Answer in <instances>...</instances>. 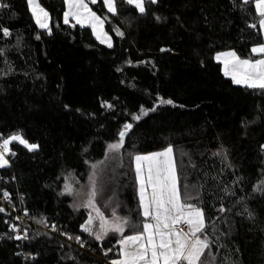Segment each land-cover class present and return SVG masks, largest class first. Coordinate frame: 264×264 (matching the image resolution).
<instances>
[{"label":"trees","instance_id":"trees-1","mask_svg":"<svg viewBox=\"0 0 264 264\" xmlns=\"http://www.w3.org/2000/svg\"><path fill=\"white\" fill-rule=\"evenodd\" d=\"M3 2L11 8L0 11V26L10 28L12 37L0 38V47L7 49L13 72L0 76V132L23 130L26 138L40 145L34 153L15 146L17 156L10 157L11 166L0 168V189L12 194L16 208L21 211L27 208V217H46L49 224L54 222L63 231L88 240L87 234L79 230L87 211H74L70 207L73 198L59 195L64 176L72 173L79 181L76 187L85 185L88 166L84 160L94 163L104 159L106 144L115 139V133L126 120L130 121L126 114H139L141 105L150 108L159 95L172 99L174 105H162L142 118L126 138L122 167H116L113 187L118 190L122 206L119 214L136 218L138 197L134 166L128 156L131 146L135 144L137 151L148 152L171 144L181 180L187 176L191 183L207 182L203 189V206L209 233L212 227L218 230L216 235L228 231V225L222 223L224 214L218 215L215 211L220 201L209 193L223 196L217 190V183L222 182L221 187H234L233 181L242 177L239 188L244 191H238V195H244L251 191L264 169V152L259 148L264 143V112L261 111L264 95L259 90L232 84L214 59L216 51L228 49L247 57L251 44L258 42V37L248 35L253 30L245 28L242 13L233 10L229 0H161L155 9L157 14L167 18L192 12L196 20L194 30L200 51L186 60V68L194 80L196 102L184 104L179 101L175 84L158 69L155 57L143 55L140 48L147 43L153 26L167 19L157 23L149 15L129 23L124 19L127 13L121 6L120 17H111L105 24V31L113 38L114 47L109 49L95 39L90 28L63 24V0H39L50 13L51 36L35 25L26 0ZM90 7L98 15L106 14V10H100V0ZM247 19L252 22L251 17ZM112 27H119L125 36H116L110 31ZM37 34L41 35L40 40L35 39ZM129 60L131 65L127 63ZM0 69H6L3 58H0ZM102 101L112 103L114 108H101ZM257 117L255 124L247 129L242 127V120ZM84 149L88 150L87 155ZM223 150L228 157L225 163H221L222 156L213 155ZM227 162L233 167H225ZM104 180L107 182L108 178ZM110 194L106 192L100 198L107 203ZM19 197L24 198L23 205ZM233 200L225 197L223 202L231 207ZM0 206L3 205L0 203ZM249 207L255 214L254 220L247 219L246 214L235 215L237 209L227 214L231 235L221 238L226 247L218 253L220 260L227 256L236 264H264V199L250 201ZM9 213L15 216L7 208L5 213H0V264H72L62 259L69 254L78 257L81 264H101L104 260L97 245H92L96 248L93 254L81 249L74 240L51 232L50 228L44 229L33 220L25 225L30 236L35 230L49 235L37 237L31 243L8 239L5 234L9 233V227L5 220L19 224L10 219ZM18 252L38 253V257L33 262L16 255Z\"/></svg>","mask_w":264,"mask_h":264},{"label":"snow or ice","instance_id":"snow-or-ice-1","mask_svg":"<svg viewBox=\"0 0 264 264\" xmlns=\"http://www.w3.org/2000/svg\"><path fill=\"white\" fill-rule=\"evenodd\" d=\"M233 10H239L244 18L245 28L253 30L248 33L250 36L258 37V42L252 43L248 56L244 57L238 54L235 49L225 51H216L215 61L221 64L222 73L225 77L231 79L234 85L243 86L247 89L259 90L264 95V0H229ZM65 10L63 11L62 20L64 25L75 28L79 25L81 28H90L92 35L100 44L106 45L112 49L113 38L109 31H105V24L110 22L111 17H120L121 6L127 13L124 19L131 23L137 17H147L151 15L157 23L163 22L167 17H162L155 10L160 6L161 0H100V10H106V14L98 15L90 5H97L98 0H63ZM27 8L34 20L35 25L43 33L51 36L53 30L51 27V16L39 0H26ZM11 5L0 0V11L10 9ZM133 12L135 15H133ZM251 17L252 22H248ZM179 22L180 18H176ZM57 27H59L57 25ZM110 31L116 36L123 38L125 32L119 27H112ZM244 32V29H241ZM12 31L8 27L0 26V38L10 39ZM19 37L17 40L19 42ZM36 40L41 39V35L35 36ZM171 51L170 49H161ZM7 49L0 47V58L6 69H0V76L12 74L13 67L7 59ZM132 64V61H127ZM139 63H147L139 61ZM121 71V69H117ZM123 83V81H122ZM174 105L172 99H165L157 95L150 108L144 105L139 107V114L127 113L130 121H125L115 133V139L108 142L105 146L104 159L94 163H89L87 159L84 164L88 166L87 183L80 185L75 180L72 173L64 176V184L59 195L72 197L73 203L70 207L74 211L80 209L87 210V217L79 224L81 233H86L88 240L82 239L81 235H73L63 231L56 223L49 224L46 217H30L36 224L44 229L50 228L51 232H59L60 235L66 236L69 240H74L81 249L95 254L96 248L104 257L101 264H236V261L225 256L223 260L218 258V253L226 245L221 242V238H228L231 235V223L227 214L245 216L249 220L255 219V214L249 207V202L257 198L264 199V169L260 172V179L252 185L251 191L245 192L244 195H238V191H244L239 188L242 177H237L233 181L234 187L217 183V190L222 192L223 196H215L214 193L209 195L220 201V205L215 209L217 214H224L222 223L228 225V231L220 232L216 235L217 229L212 227L209 233V222L206 216L203 199V189L206 185L200 183H191L187 176L181 180L178 174L177 163L174 157V149L171 144L157 151L139 152L136 145L131 146L128 152L129 159L134 166V178L138 205L136 218L131 216H121L119 210H122L121 202L118 197L117 188L113 187L116 180V167H122L123 153L125 151L126 138L133 133L136 126L143 117L148 116L150 112H155L162 105ZM67 108L68 106L65 105ZM101 108L113 109L114 105L108 101L100 103ZM181 107H183L181 105ZM79 111V110H77ZM264 112V109L261 110ZM256 119L242 120L241 125L245 129L249 125L255 124ZM103 127V125H102ZM15 146H20L29 153L39 150L40 145L31 142L26 138L23 130H16L5 134L0 132V168L11 166L10 157H16ZM261 152H264V144L259 145ZM88 150L84 149L85 155ZM183 155V154H182ZM214 156L221 157V163L228 161L226 150L213 153ZM111 161V163H109ZM195 168V164H192ZM225 167L232 168L230 162ZM223 169H221V172ZM126 175V173H122ZM206 175V174H205ZM104 177L108 178L106 182ZM212 179H216L213 177ZM111 192L107 196V204L111 206V216H106L98 206V198L106 192ZM2 199L13 212L18 211L12 200V194L7 189H0ZM225 197L234 198L232 206L228 207L223 202ZM20 203H25L23 197H19ZM214 207V205H213ZM242 209V210H240ZM23 215L28 216L27 208H23ZM6 208L0 206V213H5ZM12 220L19 221V215L12 216ZM8 224V239L16 241H28L31 243L40 236H48L49 233L35 230L33 235H29L27 227H21L17 223ZM130 233V234H126ZM106 243H111V247H105ZM63 248L64 245H61ZM70 247V245H69ZM239 252V249H235ZM114 253V256H110ZM23 255L26 260L35 262L38 253H16ZM62 259H68L72 264H81L76 256L69 254Z\"/></svg>","mask_w":264,"mask_h":264},{"label":"rangeland","instance_id":"rangeland-1","mask_svg":"<svg viewBox=\"0 0 264 264\" xmlns=\"http://www.w3.org/2000/svg\"><path fill=\"white\" fill-rule=\"evenodd\" d=\"M175 15L177 16L168 17L163 24L154 25L147 43L140 48L143 55L155 57L158 69L175 84L179 101L184 104H193L196 102L195 86L192 74L186 68V60L192 53L200 51L194 30L196 20L192 12ZM177 17L180 18L179 22ZM162 48L171 51L162 52ZM100 197L98 206L106 216L110 217L111 209Z\"/></svg>","mask_w":264,"mask_h":264},{"label":"built area","instance_id":"built-area-1","mask_svg":"<svg viewBox=\"0 0 264 264\" xmlns=\"http://www.w3.org/2000/svg\"><path fill=\"white\" fill-rule=\"evenodd\" d=\"M0 203L3 206H5L7 209L13 211L12 207H9V205L6 202H4L3 199L0 200ZM13 204H14V202H13ZM14 206H15V204H14ZM15 208H16V206H15ZM14 214H15V216L19 215L21 217V220H19V224L21 225V227H25V225L32 223V219L27 217V216H24L23 211L18 210V211H15Z\"/></svg>","mask_w":264,"mask_h":264},{"label":"crops","instance_id":"crops-1","mask_svg":"<svg viewBox=\"0 0 264 264\" xmlns=\"http://www.w3.org/2000/svg\"><path fill=\"white\" fill-rule=\"evenodd\" d=\"M66 7V6H65Z\"/></svg>","mask_w":264,"mask_h":264}]
</instances>
